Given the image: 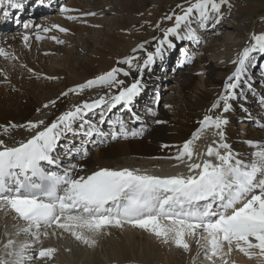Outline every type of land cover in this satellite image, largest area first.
<instances>
[{
	"label": "snow or ice",
	"instance_id": "6c2138e0",
	"mask_svg": "<svg viewBox=\"0 0 264 264\" xmlns=\"http://www.w3.org/2000/svg\"><path fill=\"white\" fill-rule=\"evenodd\" d=\"M185 2L186 7L177 5L181 12L173 13L174 25L164 30L163 38L158 40L153 51L145 49L143 58H124L122 63L128 65V70L113 67L60 93L44 108H55L61 97L67 98L69 93L102 89L103 94L72 105L50 123L41 119L22 125H0L5 133L21 128L29 134L28 138L20 141L13 138L11 144L0 138V210L12 212L15 218L23 221L25 226L20 231L30 233L34 242H39L41 236H63L67 233L80 244L94 248L100 238L111 234L110 229L128 226L144 230L160 243L174 245L185 252L190 251L191 238L213 264L214 257L222 258L234 249L245 256L264 258V145H256L251 159L244 161L233 151L224 131L229 123L224 114L232 110L231 101L244 95L237 89L247 85L249 91L253 90L250 73L254 69H259L260 78L264 79V63L258 60L264 56V32L253 33L250 43L232 61L235 69L226 78L224 91L208 110L220 109L222 104V114H205L191 138L183 142L174 157H169L179 163L187 161V175L160 176L127 167H103L85 176L76 174L78 170L83 171L82 166L64 164L65 156L72 159L87 157V144L93 142V137L96 138L94 142L104 143L107 137L127 139L142 136L143 127L128 130L122 118L112 119L109 114L118 106L131 112L134 101L144 88L141 79L144 71L157 58L163 60L166 48L175 47L170 36L199 43L198 29L207 27L209 23L219 24L223 18V6L232 7L230 0ZM9 3L12 8L23 7L22 3L14 0H9ZM61 11L71 10L62 6ZM173 16L165 19L172 20ZM67 19L75 20L77 17L68 16ZM53 27L59 32L68 31L59 25ZM49 30L43 28L44 32ZM23 39L27 43L29 36L24 35ZM36 39L41 37L37 35ZM51 39L64 43L56 36ZM137 47L144 49V44ZM0 55L8 57L9 53L0 48ZM193 59L185 52L180 63H191ZM133 70L139 75L130 82L119 78L120 73L124 77L131 76ZM260 104L264 106V95L260 97ZM96 115L99 118L94 121L92 117ZM132 118L140 120L134 112ZM154 122L164 123L161 120ZM105 123L109 132L102 130ZM260 127L264 128V124ZM208 129H213L212 134L218 137V142L209 144L205 152H196L195 142ZM81 136L85 139L79 145L73 143ZM246 143L253 145L254 142L248 140ZM53 168L61 170L54 171ZM14 243L9 239L4 247L8 249ZM225 245L227 253L224 252ZM31 247L29 243H22L7 255L16 257L13 264H24L25 259L50 260L57 252L56 248L40 247L35 256H27ZM0 264L7 262L0 259Z\"/></svg>",
	"mask_w": 264,
	"mask_h": 264
},
{
	"label": "bare ground",
	"instance_id": "6f19581e",
	"mask_svg": "<svg viewBox=\"0 0 264 264\" xmlns=\"http://www.w3.org/2000/svg\"><path fill=\"white\" fill-rule=\"evenodd\" d=\"M44 1L51 3L49 5H38V0H14V2L22 3L23 7L19 8L17 12L13 11L14 13L5 14L0 18V48L9 53L8 57L0 55V125L10 123L22 125L28 121L41 119L45 120L46 123H50L56 116L72 105L92 98L95 93L103 92L102 89H86L79 94L69 93L67 98L61 97L55 108L52 106L44 108L45 104L56 99L60 96V93L66 92L77 84L93 79L113 67L128 70V65L122 63L125 57L139 56L143 58L146 55L145 47L139 49L143 52L132 51L138 49L137 45L145 44V41L140 42L141 40L150 39L153 44L150 51H153L158 40L162 39L160 34L164 32V27L168 25H165V17L169 16L172 10V7L163 6L159 4V1L154 4L158 7V11L147 8L153 0H117L118 5L114 4V0H63L59 1L62 4L61 7H66L71 11L64 12L60 16L56 14L57 17L55 18L49 16L50 14L48 16L44 15L57 7L58 0ZM164 1L169 3L182 0ZM0 5L7 9L11 7L9 0H0ZM231 5L235 6L234 3H231ZM106 6L110 7L109 11L105 10ZM230 11L231 8L223 6L221 22L219 24L209 23L207 27L198 29L199 36L201 37V33H204L203 31L206 29H213L216 25H222L223 28L229 26L225 14L236 13V11ZM97 12L99 16L96 15ZM85 13H94L95 15H84ZM101 13H113L115 17L106 22L105 18L100 17ZM27 16L28 18H25V21L19 19ZM43 16L45 20L42 19ZM68 16H76L77 19L69 20L67 19ZM12 17L19 19L22 25L16 26L10 22ZM30 17H33L37 22L36 30H33L35 26L34 23H30ZM26 24L28 25L27 28L25 27ZM53 25L67 28L68 31L59 32ZM193 27H196V25L193 24ZM43 28L50 30L44 32ZM237 28L252 29L251 25L246 23L237 24L235 30ZM135 29L140 32L138 35L135 34ZM238 33L236 30L231 34ZM24 35L29 36L27 43L23 39ZM37 35L41 39L44 38L45 43L41 44V39H36ZM52 36L58 37L64 43H57L51 39ZM154 37L156 39H153ZM170 40L175 45L180 39L170 36ZM187 42L190 49L202 47L199 57L196 58L190 51L183 50L186 48ZM134 45H136L135 48ZM241 48L240 44L236 50L240 52ZM173 49L174 47L171 49L166 48L163 60L157 58L156 62L144 71L141 77L144 88L134 101L131 112L118 106L109 114V118H122L125 120L128 130L143 127L144 134L127 139L107 137L104 143H96L93 140L87 146V157L77 156L75 159L71 158V162H68L69 157L65 156L63 157L64 164L82 166L83 171L78 170L76 174L85 176L103 167L113 169L128 167L166 175L182 172H185V175L188 174L187 161L179 163L169 157H174L183 142L191 138L192 133L198 129L199 121L202 120L205 114L213 116L222 114L221 110L216 111V109L212 112L208 110L224 91L223 84L234 71L235 65L232 63L234 59H229L228 55L216 67L209 62L207 58L209 53L224 50L223 45L218 44L215 29L211 32L208 43L204 44L203 39H200L199 43L186 40V44L179 53L174 66L171 63ZM185 52L193 56L194 59L191 63L182 65L180 61L184 59ZM140 62L142 63V59ZM176 66H178L177 69L181 73L177 78L172 76L171 81H177V83L172 85L171 82L170 88L179 93L178 96L181 101L179 102L175 97L173 99L172 94L170 95V92L166 94L162 88L163 91L159 90V96L164 98L165 104L169 106L170 113L156 107L157 103L154 100L145 108L146 116L151 118L149 125L142 124L139 128H130V125L127 124L128 120L130 122L133 120L136 123L145 120V116L143 117L140 114L143 111L140 110L138 105L148 98V91L158 84L163 85L164 77H167L169 72L172 74ZM138 75L133 70L131 76L124 77L123 73H120L119 78L124 79L127 83ZM250 75L253 90L249 91L247 85L238 88L237 92H243L244 95L231 101L233 104L232 110L224 114L229 120L224 129L227 142L231 145L233 151L239 154L238 158L244 161L251 159V153L256 150V145H264V128L260 127V124H264V106L260 107L258 104L261 95H264V79L260 78L259 69L252 70ZM49 77L53 78L50 79ZM237 105L240 107V112L236 111L235 106ZM149 109L152 111H148ZM133 112L140 117V120L132 118ZM249 116H251V119L248 118ZM125 117H129V119H124ZM98 118V115L92 117L94 121ZM238 119H240L239 122L242 125H237ZM155 120H161L164 123L156 124ZM101 127L105 132L110 131L107 123ZM212 133L213 129L206 130L201 138L195 142L196 152H205L209 144H212L213 141L218 142V137H215ZM28 135L21 128L10 130L8 133L0 128V138L8 144L13 142V138L20 141L28 138ZM82 138V136L75 138L73 143L79 145ZM248 140H252L253 145L246 143ZM163 145L169 147L164 148ZM61 151L63 152V149ZM56 170L60 171L61 169ZM24 226L23 221L15 218L14 213L0 210V259L5 260L7 264H13L16 260L15 256H9L7 253L18 249L22 243L32 245L26 253L27 256H35L40 247L50 246L57 249L60 256L55 257H59L60 260L64 259L65 256H70L71 253H68L71 249L69 250V248H73V242L66 237L67 233L63 236H41L39 242H34L30 233L20 231V228ZM110 232V235L103 237L104 239L102 238V240H105L103 243L99 242L101 249L96 248L99 251L88 252L89 247L86 248L87 250L85 249L87 252L74 249L75 252L71 250V258L79 264H101L106 263L107 260L110 262L111 260L118 261L120 264L124 262V264H135V262L140 261L144 264H171L165 262V257L175 264H184L185 262L190 264V261L193 264H199L197 263L198 259L204 258L203 249H199L191 238H189L190 251L185 252L174 245L160 243L154 236L141 229L125 226L124 229L112 228ZM9 239L15 243L12 247L6 249L4 245ZM105 246H109V248L105 249ZM163 250H165V256L161 255ZM178 251L182 255L180 259H176L175 252ZM253 251L258 252V250ZM224 252L227 253V245H225ZM213 260L215 264H224V261H227V264H264V258L245 256L235 249L230 254L224 255L222 258L218 256ZM32 261L25 259L24 264H32ZM35 264L40 263L38 261Z\"/></svg>",
	"mask_w": 264,
	"mask_h": 264
},
{
	"label": "rangeland",
	"instance_id": "374dc122",
	"mask_svg": "<svg viewBox=\"0 0 264 264\" xmlns=\"http://www.w3.org/2000/svg\"><path fill=\"white\" fill-rule=\"evenodd\" d=\"M59 1V0H58ZM62 1V0H61ZM68 1V0H67ZM83 1H85V0H83ZM159 1V4H162L163 6L164 5H168L167 7H172V10H171V13L169 14V16L171 15V16H173V13H176V14H179L180 12H181V9L180 8H177V5L178 4H180V5H184L185 7L187 6V4H186V2H185V0H182V1H180V2H169V3H167V2H165L164 0H153L152 1V3L151 4H149L148 6H147V8H150L151 10H154V11H158L159 9H158V7L157 6H155L154 4L155 3H157ZM230 2L231 3H234L235 4V6L234 5H232V7H231V11L230 12H232V11H236V13H234V12H232L231 14H229V13H226L225 15L227 16L226 17V19H227V21L229 22L228 23V25L229 26H227L226 28L224 27H222V25H216V28H217V30L215 29V28H213V29H215V31H216V37H217V39H218V44H221V45H223V51H216V52H211V53H209L208 54V60H209V62H211V64L213 65V66H217L218 65V63L219 62H221L225 57H226V55H228V57H229V59H235L236 58V56H237V51L238 50H236V48H237V46H239L240 44H241V46H242V48L244 47V46H246L247 44H249L250 43V37L252 36V34L253 33H255V34H259V33H261V32H264V0H230ZM81 3H83V2H81ZM42 4H46L45 2H43ZM114 4L115 5H118L117 4V0H114ZM61 5L62 4H59L58 3V6L55 8V9H53V10H51V11H49V12H47V13H45V15L44 16H48L49 14V16H51V17H57L56 16V14L58 15V16H60V14L62 15L64 12H62L61 11ZM58 8V9H57ZM109 9H110V7L109 6H106V11H109ZM233 9V10H232ZM30 14V13H29ZM43 14V13H42ZM99 13L97 12L96 13V15L97 16H99L98 15ZM231 15V16H229V15ZM31 15V14H30ZM54 15V16H53ZM43 16V20H45L44 17ZM100 17H102V18H105V20H106V22L107 21H109V20H112L114 17H115V14H113V13H101L100 14ZM0 18H1V15H0ZM14 20V23H15V18L13 19ZM22 20H23V18H22ZM35 20V19H34ZM240 22V23H239ZM175 23V19H174V16H173V19L172 20H168V19H166L165 20V25H167V26H165L164 28L166 29V28H168L169 26H171V25H173ZM242 23H246V24H250L251 25V28L252 29H249V30H243V29H236L239 33L238 34H231V33H233V31H236L235 30V27H236V25L237 24H242ZM23 24H24V22H23ZM22 24H17V26H21ZM35 26H37V22H36V20H35ZM213 29H210L211 30V32L213 31ZM211 32L209 33V35H203V34H201V39H203L205 42L204 43H208L210 40V35H211ZM140 32L137 30V29H135V34L136 35H138ZM163 33L164 32H162V34H160V36H161V38H163ZM208 34V33H207ZM65 38H67V39H69L68 37H65ZM146 39V38H145ZM43 41V42H42ZM145 41V42H144ZM140 42H144L145 44H144V47L148 50V51H150L152 48H153V44H152V42H151V40L150 39H147V40H141ZM40 43L42 44V43H45V41H44V38H42L41 40H40ZM185 43V41H181L179 44H177V46H176V48H175V52H174V55H173V57H172V62H175L177 59H178V53L182 50V48L181 47H179L180 45H182V44H184ZM138 44V43H137ZM138 46V45H137ZM134 48L136 47V45H134L133 46ZM139 49L140 48H138L137 50H136V52H143V51H139ZM225 52V53H224ZM264 56H260V57H258V60L260 61V63H264ZM231 60V61H232ZM174 65V64H173ZM189 69V68H188ZM168 72V71H167ZM174 74H175V72H173V75H171V73L169 72V75H167V77H164V81H163V85H161L162 87L161 88H163L165 91H166V94H168L169 92V94L171 95L172 94V98L174 99V97H175V99H177L179 102L181 101L180 100V98H179V93L175 90V89H171L170 88V83L172 82L171 80H170V78L172 77V76H174ZM176 76L178 75V73H176L175 74ZM175 76V77H176ZM177 78V77H176ZM166 79V80H165ZM160 83H162V81H160ZM175 83H177V81H174V82H172V85H175ZM41 86V85H40ZM171 87H173V86H171ZM152 88H155V87H152ZM159 87L157 86L156 87V89H151V90H149L148 91V99H150V101H153L154 100V96H156V93H155V91L156 90H159L158 89ZM160 88V89H161ZM178 97V98H177ZM152 98V99H151ZM165 102H164V98H163V100H158V105H157V107H159L161 110H164L165 112H168V113H170L169 111V107H165ZM145 105L143 104V102H141L140 104H139V108L141 109V110H143V115L145 116V120H144V122H143V125H149V122H150V120H151V118L150 117H147L146 116V110H145ZM222 109V104H221V108L220 109H215L216 111H218V110H221ZM127 119H129V117L127 118ZM245 120V119H244ZM243 120V121H244ZM240 121V119H238L237 120V125H242V123H240L239 122ZM246 122V121H245ZM244 123V122H243ZM127 124L128 125H130V128L132 127H134V126H136L137 128H139L141 125H139V124H135L134 125V123L132 122H130V120H128L127 121ZM151 235V234H150ZM151 236H153V235H151ZM66 237H68L69 238V240L71 239V241L73 242V248H69V250L71 249L73 252H75V250H80V251H85V252H87L86 250V248H88L87 246H85L84 247V245H82L81 246V244L79 243V242H77L74 238H71V236L70 235H66ZM106 236H104V238H105ZM103 238V237H102ZM102 238H100V240H99V242L100 243H103V241H105V240H102ZM103 238V239H104ZM75 241H76V243H75ZM100 243H98L97 244V246L96 247H94V248H88V249H90V250H88V252H97V251H99L100 249H101V247H100ZM76 244H77V246H76ZM80 244V245H79ZM75 246V247H74ZM51 247V246H50ZM80 247V248H79ZM82 247H84V248H82ZM99 248V250L98 249H96V248ZM108 249L109 248V246H105V249ZM75 249V250H74ZM86 249V250H85ZM70 250V252L68 253V254H70V256H65L64 257V259H61L60 260V258L59 257H55V256H60L59 254H58V252H56L55 254L56 255H54V259L52 258V259H50L51 261H53V262H51L50 260H43V262H41L42 260H40V259H35V260H33L31 263L32 264H35V263H38V261H39V263L40 264H66V263H69L70 264V262H71V264H73V262H74V264H76L77 262H75V260L73 259V258H71V255H72V251ZM94 250V251H93ZM96 250V251H95ZM164 253H165V250H163L162 252H161V255H163V256H165L164 255ZM175 254H176V259L177 258H182V255H181V253H179V251L178 252H175ZM203 257L204 258H199L198 259V261H197V263H201V261H202V263L201 264H209V260L207 259V257L204 255V253H203ZM67 258H69V260H67ZM214 258H216V257H214ZM58 259V260H57ZM71 259H72V261H71ZM204 259V260H203ZM56 260V261H55ZM164 260H165V262H169V263H171V264H175V263H173L172 261H168V259H167V257H165L164 258ZM216 260V259H215ZM64 261V262H63ZM205 261V262H204ZM112 262V263H111ZM111 262L110 261H106V263L104 262V263H101V264H116V263H119L118 261H114V260H111ZM141 262V261H140ZM140 262H138V263H136L135 262V264H139ZM204 262V263H203ZM208 262V263H207ZM211 263L210 264H213V261H210ZM125 263V262H124ZM123 263V264H124ZM189 263V262H188ZM77 264H79V262L77 263ZM80 264H88V263H80ZM120 264V263H119ZM126 264H130V263H126ZM140 264H144V263H140ZM159 264H161V263H159ZM184 264H187L186 262L184 263ZM190 264H193V262L191 263V261H190Z\"/></svg>",
	"mask_w": 264,
	"mask_h": 264
}]
</instances>
